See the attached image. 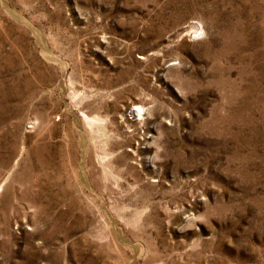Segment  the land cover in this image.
<instances>
[{
  "label": "rangeland",
  "instance_id": "1",
  "mask_svg": "<svg viewBox=\"0 0 264 264\" xmlns=\"http://www.w3.org/2000/svg\"><path fill=\"white\" fill-rule=\"evenodd\" d=\"M0 264H264V0H0Z\"/></svg>",
  "mask_w": 264,
  "mask_h": 264
}]
</instances>
